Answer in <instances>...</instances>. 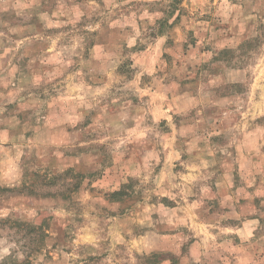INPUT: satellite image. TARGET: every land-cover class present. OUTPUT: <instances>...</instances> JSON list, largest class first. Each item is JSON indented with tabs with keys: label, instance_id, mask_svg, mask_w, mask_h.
<instances>
[{
	"label": "rangeland",
	"instance_id": "1",
	"mask_svg": "<svg viewBox=\"0 0 264 264\" xmlns=\"http://www.w3.org/2000/svg\"><path fill=\"white\" fill-rule=\"evenodd\" d=\"M0 264H264V0H0Z\"/></svg>",
	"mask_w": 264,
	"mask_h": 264
},
{
	"label": "crops",
	"instance_id": "2",
	"mask_svg": "<svg viewBox=\"0 0 264 264\" xmlns=\"http://www.w3.org/2000/svg\"><path fill=\"white\" fill-rule=\"evenodd\" d=\"M251 221H252V222H251V223H252V226L254 227V226H255V224H254V220H251ZM244 225H245V224H244ZM244 225H242V226H244ZM247 225H249V224H247ZM253 227H252V228H253ZM240 232H241V230H240Z\"/></svg>",
	"mask_w": 264,
	"mask_h": 264
}]
</instances>
